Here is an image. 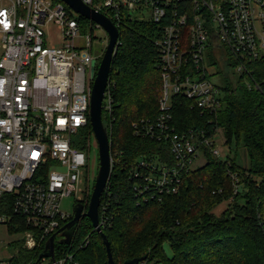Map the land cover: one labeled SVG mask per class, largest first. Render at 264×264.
Masks as SVG:
<instances>
[{
	"label": "built area",
	"instance_id": "2783aa9c",
	"mask_svg": "<svg viewBox=\"0 0 264 264\" xmlns=\"http://www.w3.org/2000/svg\"><path fill=\"white\" fill-rule=\"evenodd\" d=\"M81 1L118 28L123 13L160 28L154 43L162 81L160 114L152 122L143 120L141 130L169 143L173 163L139 159L132 178L139 200L177 194L182 174L204 158L201 147L217 157L222 149L217 131L199 139L193 131L186 136L169 128L173 99L183 96L202 110L219 109L220 88L207 77L217 71L207 64L210 54L236 61L233 72L246 74L244 84L251 86L246 63L264 56V0ZM51 26L60 33L59 46L46 38ZM97 30L106 34L61 0H0V264H79L71 246H55L73 216L60 210L62 199L77 196L76 204L84 208L91 194L89 158L78 137L90 124L92 62L96 71L101 61L92 47ZM107 89L102 111L110 113ZM108 225L109 218L99 216L101 231ZM54 235L52 257L41 256ZM16 243L28 260H14L16 250L8 248Z\"/></svg>",
	"mask_w": 264,
	"mask_h": 264
},
{
	"label": "trees",
	"instance_id": "16d2710c",
	"mask_svg": "<svg viewBox=\"0 0 264 264\" xmlns=\"http://www.w3.org/2000/svg\"><path fill=\"white\" fill-rule=\"evenodd\" d=\"M137 18L121 15L107 89L110 113L102 111L113 165L98 213L109 218L102 232L114 263L146 256L140 264H264V56L246 63L248 87L246 74L231 72L236 61L210 54L207 64L217 71L207 77L220 88L219 109L202 110L176 96L168 111L175 133L193 131L202 139L217 131L228 150L244 148L248 167L238 165L236 152L222 160L202 146L203 165L182 174L177 194L145 202L134 191L137 161L173 160L168 142L141 130L143 120L152 122L160 114L162 81L154 44L160 28ZM81 136L78 147L83 150L92 136L90 124ZM222 203L227 207L216 215ZM87 235L88 244L80 247ZM70 246L79 264H109L102 237L86 217L75 228L71 245L58 243L55 249ZM14 249L16 262L30 258L20 244Z\"/></svg>",
	"mask_w": 264,
	"mask_h": 264
},
{
	"label": "water",
	"instance_id": "95a60500",
	"mask_svg": "<svg viewBox=\"0 0 264 264\" xmlns=\"http://www.w3.org/2000/svg\"><path fill=\"white\" fill-rule=\"evenodd\" d=\"M61 1L68 5L75 13L99 24L108 36L104 54L96 71V62H92L95 78L90 95L89 122L97 143L99 161L98 172L86 212H83L84 208L81 204L75 205L72 219L63 227L62 230H60V232L63 231V239L61 241L64 244H69L80 219L86 217L90 221V224L95 232L102 237L104 246L106 248L108 263L115 264L112 258L110 244L99 227L98 209L100 205V198L103 191L105 190L111 174V151L109 137L102 122V101L110 80L112 60L118 47L119 29L107 16L83 4L81 0ZM54 240L55 235L47 241L45 251L41 256L52 257ZM145 259L146 256H142L131 260H126L122 264H140Z\"/></svg>",
	"mask_w": 264,
	"mask_h": 264
},
{
	"label": "rangeland",
	"instance_id": "374dc122",
	"mask_svg": "<svg viewBox=\"0 0 264 264\" xmlns=\"http://www.w3.org/2000/svg\"><path fill=\"white\" fill-rule=\"evenodd\" d=\"M46 33H47L46 38L48 39V42H50L51 44H55L57 46H59L61 44L60 33H59V31H57L54 28V26H51L50 29H48L46 31ZM106 39H107V36L103 31H100V30L95 31V39H93L92 47H93L94 55L98 56L99 60H101V58H102V56H99V55L104 54V50H105V47L107 45ZM1 51L2 50H1V45H0V56L2 53ZM231 71H233V70H231ZM78 138L80 140H82L83 137L79 136ZM223 142H224L223 137H222V135H220V143L217 145L218 148L222 149L220 159L225 160V157L229 154V152L232 155H234L236 152V158H237L236 161H237L238 165L242 166L243 168L248 167V162H247V158H246L247 154H246L244 148L242 146H239L237 148L235 146H232L231 150H228L227 146H225L223 144ZM83 150H85L87 152L88 158H89L90 183L88 184V187H89V192H90V190L93 189L95 179H96V175L98 172V167H99L97 143H96V140L94 138L93 133H92V136L90 137V142H88L86 144V148ZM203 163H204V160L202 159V157H200V159H196L194 161L192 167L195 169L197 167L202 166ZM84 184H85V181H82L80 184V192L78 194L79 197L81 196L82 191L85 190ZM90 195L91 194H89V196ZM77 198H78L77 196H69V197L62 199V201L60 202V210L65 212L69 216H72L74 214V207H75ZM226 207H227V203H222L220 206H218L215 209L214 213L216 215H219L224 209H226ZM89 223H90V221H89ZM12 248H14V247L8 248L9 252H12ZM164 248L167 252H169L168 246L165 245ZM150 264H153V263H150Z\"/></svg>",
	"mask_w": 264,
	"mask_h": 264
},
{
	"label": "flooded vegetation",
	"instance_id": "af4514ba",
	"mask_svg": "<svg viewBox=\"0 0 264 264\" xmlns=\"http://www.w3.org/2000/svg\"><path fill=\"white\" fill-rule=\"evenodd\" d=\"M87 209L83 210V212H86ZM72 219V218H71Z\"/></svg>",
	"mask_w": 264,
	"mask_h": 264
}]
</instances>
